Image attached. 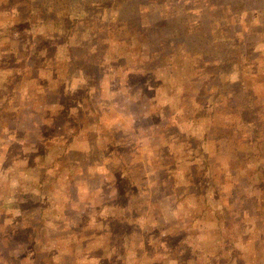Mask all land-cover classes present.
<instances>
[{"label":"rangeland","instance_id":"rangeland-1","mask_svg":"<svg viewBox=\"0 0 264 264\" xmlns=\"http://www.w3.org/2000/svg\"><path fill=\"white\" fill-rule=\"evenodd\" d=\"M225 3L0 0V48L30 53L0 111V264H264V31ZM234 93L260 118L212 129ZM217 235L237 257L205 255Z\"/></svg>","mask_w":264,"mask_h":264},{"label":"trees","instance_id":"trees-1","mask_svg":"<svg viewBox=\"0 0 264 264\" xmlns=\"http://www.w3.org/2000/svg\"><path fill=\"white\" fill-rule=\"evenodd\" d=\"M121 22V21H120ZM7 35L8 32L5 35H0V40L2 39H7ZM28 55V53L26 51L23 50H18L15 49L14 47L10 46L9 42L8 45L5 47L0 48V111L2 109V106L6 103L11 102V95L13 94V92L9 93V89H12L15 84L13 85V82H16V80L18 79L19 76V71L22 68V62L24 60H26V56ZM213 96H217L216 94H213ZM242 96V97H241ZM246 95H241L240 93H234L233 94V100L235 102V106L237 110H240V113H238V115L240 116V121L243 120L245 122L248 123H254L257 122L258 119L260 118V114L258 115V113H256V108L251 109L252 111H250V107L248 109H243L244 104L250 103V104H254L253 99L251 98H247V100L245 99ZM178 99V96H173L169 101V105L167 106L168 108L174 107L176 108L178 111H180L176 106H175V101ZM213 100L215 98H212ZM214 102V101H213ZM166 108V107H164ZM242 108V109H241ZM181 114H183L181 112ZM209 115H207L209 118H212V115L214 114V110L210 111L208 113ZM247 115L250 118L245 119V117H247ZM77 116H80L81 118L84 117V112L81 111L78 115H72V117L69 116V120L68 121H73L75 122ZM242 122V121H241ZM212 125V122H211ZM80 129L81 127L78 126ZM206 133V130H204V134ZM207 135L205 136V140H207ZM178 141H186V136L181 135V138H178ZM176 143V142H175ZM173 143V144H175ZM216 148V147H215ZM215 152V149H213ZM203 162V169H207V166L205 165V160H202ZM204 174L198 175L200 176L199 182L201 183V188L200 189H204L206 186L205 183V171L203 170ZM202 193L204 194L205 192L202 191ZM134 198V200H133ZM132 204L134 207H132V209H136L134 202H135V196L134 194H132ZM204 206L205 208H209L210 204L204 200ZM206 213H209L206 212ZM215 214L213 213L212 217ZM210 217V216H208ZM127 219V218H124ZM218 222L220 223V221L218 220ZM216 228L219 229L218 223L216 225ZM125 234V233H122ZM126 235V234H125ZM121 236V235H120ZM129 237V235H128ZM127 237V238H128ZM217 239L214 241V243L211 245V249L208 248L205 250V255L208 254L209 256H211L214 260L216 259L215 256H217V251L219 250V248H227L228 249V253H229V261H231L233 258L237 257L238 252H234V249L232 247V243L233 240H226L224 241L223 244H220L219 241L221 240V237L219 235L216 236ZM109 248V247H108ZM183 248L185 249V246L183 245V241H182V237L179 238V240H177V242L175 243V245H172L171 247H169L168 249L172 250L173 252L177 253V252H182ZM111 249V248H110ZM108 249V250H110ZM210 250H214L212 254H209L208 251Z\"/></svg>","mask_w":264,"mask_h":264},{"label":"crops","instance_id":"crops-1","mask_svg":"<svg viewBox=\"0 0 264 264\" xmlns=\"http://www.w3.org/2000/svg\"><path fill=\"white\" fill-rule=\"evenodd\" d=\"M234 1V7L229 4V3H225V4H228L229 5V9L231 11L232 14H235V16H237L236 18V28L238 26V28L236 30H242L243 27L246 29L245 26H251V28L255 27V30L256 31H264V0H233ZM217 10V6L212 8V14H214ZM224 10V9H223ZM236 10V12L234 11ZM233 11V12H232ZM229 16H231V14L229 13ZM58 21H55V25H58ZM37 26L35 28H32V30H36ZM54 30V28H53ZM54 32V31H52ZM53 35V33H52ZM52 35H50L52 37ZM13 39L14 40H17V39H21L23 36L20 34L18 35L17 37H15L14 35H12ZM10 42H12L11 40H9ZM55 44H59L61 47L63 46V44L65 43H60L58 41V39L56 38V40L54 41ZM11 45H13V43H11ZM80 44L79 43H76L75 45H68V44H65L64 46V50L66 51H70L72 48L74 47H78ZM18 50H23V49H18ZM28 53V52H27ZM63 53L65 54V52L63 51ZM64 56V55H62ZM29 57H30V53L26 56V60H24L22 62L23 63H26L28 60H29ZM75 58H79V56L77 55H74V59ZM55 59H59V58H53L51 59L50 61L51 62H54ZM75 61V60H74ZM62 63H67L69 65V70H71L72 66H73V57H71L70 59H64L61 61ZM23 71V69H21V72ZM238 79V78H236ZM232 84V83H230ZM80 91V90H79ZM246 94H249L248 91H245ZM233 99V95L228 98V100H231ZM251 107L250 103H247L243 106V109H247ZM215 109H219L218 111H216ZM242 109V108H241ZM214 110V114L212 115V129L214 127H217L218 125L215 124L216 121H214V117L218 114V113H223V125L224 126L222 129L226 128L228 130H230L229 134H231L232 130L233 129H236L237 126H239L238 122H236V119H238V113H240V110H234L232 112L228 111V108H220L219 105H213V109ZM248 123V122H247ZM255 123V122H254ZM249 124V123H248ZM242 125H244L242 123ZM211 128V125L209 127V129ZM251 128V127H249ZM249 128H246L249 129ZM207 132L208 130H206V133L204 134V136L207 135ZM213 134V133H212ZM212 134H210L212 136ZM210 135H207L208 136V139L206 140L207 142H212L214 145L217 144V141H219V137L218 136H213V137H209ZM221 135V134H220ZM237 148V147H236ZM234 150H236L234 148ZM264 155V153H263ZM264 157V156H263Z\"/></svg>","mask_w":264,"mask_h":264}]
</instances>
